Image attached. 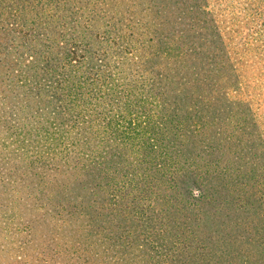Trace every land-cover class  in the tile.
Listing matches in <instances>:
<instances>
[{
    "label": "trees",
    "instance_id": "trees-1",
    "mask_svg": "<svg viewBox=\"0 0 264 264\" xmlns=\"http://www.w3.org/2000/svg\"><path fill=\"white\" fill-rule=\"evenodd\" d=\"M61 1L0 0V239L7 241L0 252L20 264L43 254L49 264H264V88L252 85L247 97L233 66H223L215 104L233 113L215 126L210 144L232 157H209L204 173L203 156L192 162L186 154L201 132L185 122L191 110L172 88L171 57L182 51L173 34L164 32L160 41L151 27L127 30L128 37L112 23L92 29V16L84 24L60 11ZM214 6L204 13L219 31L225 15L222 3ZM221 42V60L232 64ZM152 62L165 73L158 75ZM260 63L253 65L259 73ZM218 176L232 185L214 198L228 216L226 234L195 243L186 212H195L198 201L205 205V183ZM28 216L61 222L56 240L60 233L65 241L58 238L55 254L33 238L18 239L35 235Z\"/></svg>",
    "mask_w": 264,
    "mask_h": 264
},
{
    "label": "rangeland",
    "instance_id": "rangeland-1",
    "mask_svg": "<svg viewBox=\"0 0 264 264\" xmlns=\"http://www.w3.org/2000/svg\"><path fill=\"white\" fill-rule=\"evenodd\" d=\"M250 1L254 3L256 10L254 7L248 8L244 0H207V2L204 0H62L59 4H55L60 11L67 12L70 15L75 13L76 16L74 18L81 16V21L84 20V24L85 19L83 18L92 16L95 23L92 29L95 26L107 28L110 23L114 26H121V28H124V31L119 33L121 37H128L125 34L127 30L131 32L145 30L149 27L156 28V34L159 36L160 41L164 32L169 30L173 34L172 42L177 47L176 52L182 51H180V55L172 54L171 57L174 60L173 66H175L171 73L174 76L172 88L175 94H177V98L183 100L186 107L191 110L190 117L192 118L185 120L180 116L178 119L180 122H184L185 120L188 124H199L201 132V135L198 136V142H191L189 152H186V154H191L190 160L192 162H194L196 155H202V160L198 164L202 166V172L204 171L205 173L208 167L203 166L208 162L209 157H212L214 160H219L220 158L228 160L232 157L223 155V150L218 144H210L212 138H215L212 135L215 126H223L225 117L233 113L227 111L229 107L224 103L222 104L219 101L220 106L215 104V98L217 99L221 95L223 83L226 80L223 66L228 65V69L231 68V65L233 66V69H230V71L236 74L240 82L245 83L246 96L252 90V85H256L260 92L264 88V68H261L260 73V69L253 68L255 61L259 60L260 63L261 60H264V13L261 10L264 0ZM209 2L210 4H207ZM219 2L223 5V9L221 10L225 15V21H222L220 25V33L208 21V15L204 13V8H215L214 5L216 3L219 4ZM117 19L123 21L113 22ZM81 21L78 22V25L81 24ZM233 29H236V31H233ZM211 30H215L216 32ZM221 39L226 42V48L232 58V64H227L226 57H224V61L221 60ZM158 47L161 48V45ZM151 68H155V72H158V75L164 74L163 70H166L161 65L153 64V62ZM160 77L162 78L163 76L160 75ZM238 78L234 79L237 81ZM161 80L158 85L159 89L163 87L164 83L163 79ZM256 97L263 98L259 92L256 94ZM112 108H115V105H112ZM262 130H264V127H262ZM255 140L257 139L255 138ZM211 146L217 149L215 153L210 152ZM231 151L234 153L232 149ZM256 151L261 152L259 148L252 150V152ZM215 168L213 166L212 170H215ZM230 172H236L235 168L231 169ZM205 184L208 195L207 200H209H206L205 205L204 200L202 202L198 201L199 206L195 212L192 210L186 212L192 224L190 230L195 233L193 240L199 244H204L208 240V235L226 234L222 228H225L224 223L228 222L226 221L228 220V216L218 208V204L214 202V198L218 200L222 199L216 190H222L223 194H225L229 192L225 188V185L232 186L223 176H218L209 184ZM85 198L88 200L90 194L85 196ZM86 199L83 198L85 204ZM157 207L166 208V205L160 203ZM89 212V216H91V211ZM180 218H183V215ZM59 223L61 222H57L56 226H50L43 219L34 222L28 216L25 219V224L31 227L32 233H35V235L30 236L31 233L27 232V234L23 235L25 237H18V239L24 241L33 238L39 244L37 247L45 243L47 244L45 247L49 250V253L55 254L56 252L53 251V248L56 246L57 241H60V239L65 241L63 238H60V233L56 240V234L62 229ZM122 223L125 225L123 218ZM259 224L262 225L261 222ZM253 226L254 224H252V229L255 232ZM97 227H101V223H98ZM92 229H94L93 224ZM110 230L111 228H109V232ZM136 230L137 232H141V228H137ZM260 231L263 232L264 227ZM245 235L248 236L247 233ZM204 239L206 240L204 241ZM0 242L7 241L0 239ZM8 242L15 245V241ZM1 248L2 243H0V250H2ZM121 248L122 250H126L125 245ZM11 250L15 249L11 248ZM33 250L31 243L30 252L34 254ZM47 255L43 254L41 258L46 259ZM41 258L37 262H34L32 259H25L24 262L22 259L21 264H49ZM60 258L62 259V257ZM0 264L20 263H17L15 260V255L13 258L11 252L7 251L0 252Z\"/></svg>",
    "mask_w": 264,
    "mask_h": 264
}]
</instances>
